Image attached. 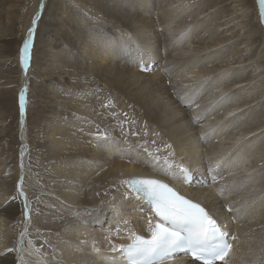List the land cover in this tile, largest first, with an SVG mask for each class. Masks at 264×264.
Returning <instances> with one entry per match:
<instances>
[{"label": "bare ground", "instance_id": "1", "mask_svg": "<svg viewBox=\"0 0 264 264\" xmlns=\"http://www.w3.org/2000/svg\"><path fill=\"white\" fill-rule=\"evenodd\" d=\"M7 1L0 7V64L16 67L12 59L20 64L16 68L20 95L29 80L30 53L33 56L39 14L47 0H30L24 12L15 7L19 0ZM250 3L254 6L255 1ZM123 4L138 15L128 22H116L115 17L94 34L100 44H89L104 69L94 75L100 86L79 95L57 88L55 104L45 101L53 115L60 109H75L81 127L78 134L66 137L61 134L67 121H53L55 131L48 130L50 154L35 160L40 172L42 162L49 168L36 176L43 185L32 186L23 166L29 120L19 119L18 148L10 169H2L5 159L0 151V264H124L112 246L122 245L131 232L148 229L153 215L141 199L125 195L132 191L123 183L125 178L142 173L178 183L183 194L219 219L232 245L227 264H264V25L259 22L260 29H254L249 23L245 0H124ZM209 8L213 11L204 17ZM235 11L238 19L226 25L229 20L221 18ZM51 26L47 37L59 28ZM30 28L32 46L24 76L21 48ZM41 95L52 98L48 90ZM59 96L67 106L57 102ZM98 99L101 111L93 113ZM3 103L7 114L15 111L18 117L17 94L14 105L9 98H1ZM126 103L130 108L125 109ZM151 111L155 117L144 119ZM104 134L107 142L97 139ZM165 158L168 166L163 164ZM182 168L194 176L189 185L180 180ZM31 222L37 232L31 230L27 238L23 233ZM165 264L201 262L177 253Z\"/></svg>", "mask_w": 264, "mask_h": 264}, {"label": "rangeland", "instance_id": "2", "mask_svg": "<svg viewBox=\"0 0 264 264\" xmlns=\"http://www.w3.org/2000/svg\"><path fill=\"white\" fill-rule=\"evenodd\" d=\"M29 1L30 0H19L17 4L14 2L13 4H16L15 7L18 8L21 12H24V10H26V6L28 5ZM201 1H204V0H192V2L194 3H199ZM245 1L249 5V13H248L249 23L255 25V27H253L254 29L256 27L257 29L258 28L260 29L259 22L262 25H264V20L261 18V5L259 3V0H257L258 4L256 3V0H253L255 1L254 6L251 5L250 0H245ZM4 2L7 3L8 1L0 0V7L4 5L3 4ZM123 2L124 0H47V4L43 11V14H42V9L39 14L40 18H39V25L37 28V37L33 43V45H35L36 47V48H33V50L35 49L33 56L30 53L31 58L29 60V65L32 68V70L30 68V71L28 74L29 80L27 84L25 83V90H24L25 91L24 93L25 106L27 105L28 109L25 108L24 106L23 116L21 114V111L17 110L18 117H15V115L17 116V112L13 111L12 113L7 114L5 111L6 109L3 107L4 103L0 104V108H3L0 110V113L3 110L1 114L3 116L6 115L4 117L5 119H2L3 117L0 114V117H1L0 120L1 121L5 120L4 122L3 121L0 122V151L1 152L4 151L3 157L5 159V160L3 159L4 161L2 160L3 162L1 161L3 164L1 166L2 169L3 168L7 169V167L10 169L11 163H13L12 159L16 156V150L18 148V143L16 144V142L18 141H16V139H17L18 130H20L19 129L20 128L19 119H21L20 122L23 121V119H25V122L29 120L28 122H26L27 123L26 124V132H27L26 134L29 139V142H28L29 146H28L27 152H25L27 155H24L25 160L23 163H26V164H23V166L26 169L25 171H27L28 173L27 181L29 183L31 182L32 186L38 185V184L43 185V179L36 178V176L41 177L45 173L49 172V168L48 166H45L44 164L46 161L44 163L42 162L41 163L42 168L40 172L38 164L35 163V160L39 158L38 156H40V158H43V153L47 154L51 151L50 150L51 142L49 140V132L55 131L53 127L56 124H54L55 122L53 121L59 120L61 121V123L63 120L67 121V124L65 123L67 127L65 128V133L61 134V135H66V137H71L73 135L78 134L80 130L79 128L81 127L80 121L76 122L78 118L76 117L74 113V111H76L75 109H73L71 112L66 111L64 109H60L59 111L56 112V114L53 115L54 109L50 111L49 106L45 103V101H50L51 103L55 104L54 96H55V90H57V88L62 90L64 93H66L65 92L66 90L72 94L79 95L77 93L80 92L81 90H84V89L90 90L91 88L100 86L101 82L97 81V78L94 75L102 74L104 69L98 65L99 64L98 53L91 52V48L89 47V44L97 45V46L100 44L101 41L97 40L94 37V34L96 33L97 30L100 31L104 28H107L109 24H111L112 22H115L113 20L115 17L117 19L116 22H120L122 20L125 22H128V21L133 20L135 16L138 15L136 13H131L127 11L126 9H124ZM232 4H237V3L234 2ZM211 9L212 8H209L207 11H205L203 13V16L206 13H209L208 11H213ZM258 11H259L260 17L258 15ZM237 13L238 12L235 11L231 15L229 14L227 16L222 17L221 20L228 19L229 22L226 25H229L233 21L238 19V16H235V14ZM201 16L202 15H200V17ZM231 19L233 20L231 21ZM1 20L2 19H0V21ZM51 24L52 25L59 24V28L58 26H56V30L54 31V33L50 32L52 35L50 34L47 37L48 35L47 32L51 28L54 27V26H51ZM16 27H18V24ZM123 27H127V25H124ZM128 29H130V27ZM262 29L264 31V26H262ZM116 30H117V27L111 28V31H116ZM17 31H18V28L16 32L14 33L15 35ZM259 33L260 31L254 34L255 39H257L256 44L260 43L258 41ZM50 39H53L51 40L50 46L45 48L44 44L48 43L47 41ZM106 39H109V37H107ZM111 40H113V38H111ZM221 50H224L222 44H221ZM11 57L12 56H8L7 62L9 61L11 62V60L9 59ZM218 59L219 58H217V62H218V65H220L221 62H219ZM224 59H221V60H224ZM12 61L14 65H16V67L12 66L10 68H6L4 61H1L2 64H0V100L1 98H9V100L11 101V104L14 105L15 97L17 94V105H18V103L20 102V95H19V90H17V87H18L20 80H19V76H16V75H18V72H19L17 70L19 63L17 64L15 59H12ZM29 65H27V69H25L24 67L23 70L21 66V73L24 76L27 75ZM139 65H138V68H139ZM222 69L223 68H221V70ZM93 80H96V81H93ZM61 85L67 88L63 87L64 90L61 89L62 88ZM28 89L30 91H28ZM46 90H48L49 93L52 95L51 99H45L41 95V93ZM170 94H173L172 89L170 90ZM28 96L29 97L31 96L30 100ZM103 97L106 99L108 95L104 94ZM56 99H57V102L60 103L62 106H67V103L63 101L62 97L59 96ZM99 100L100 99H98L97 101L93 103L94 106L91 108L92 109L91 111L93 113L95 112L97 113L101 111V109L98 108V105L101 102ZM26 102L28 103L26 104ZM191 104L192 102L189 103V105ZM13 108L15 107L13 106ZM127 108H130L129 103L125 104V109ZM26 109L29 110L30 113H27L28 111ZM116 110L119 113L123 112L122 111L123 109L120 108L119 106H117ZM28 115L30 116V118ZM69 115L70 116L72 115V116L70 117ZM51 116L53 118H51ZM55 117L56 119H54ZM64 117H66L67 119ZM68 117H70L69 120H68ZM147 117H155L154 111L153 112L151 111V113L148 116H145L144 119ZM61 118H64V119H61ZM87 119H82L81 122ZM141 119L142 118L137 119V120H141ZM133 120H136V119H133ZM16 122H18V124ZM70 122L72 123L73 128L70 126ZM52 124H54V126ZM130 125L136 126V123H132ZM57 135L59 134H56V136ZM23 177H24V174H21L20 176L21 181H19L20 180L19 178L18 184H17L18 187L23 182ZM33 180H39V182H34ZM9 187L10 188L13 187L12 190H9L10 192L14 191L13 190L14 185L12 183L9 185ZM11 225L13 224L10 223L9 225L10 228L12 227ZM29 225L30 223L27 225L23 233V234H27V238H31L30 231L33 230L32 222H31L30 228H29ZM11 231H13L12 228H11ZM33 231L35 232L36 228H34Z\"/></svg>", "mask_w": 264, "mask_h": 264}, {"label": "snow or ice", "instance_id": "3", "mask_svg": "<svg viewBox=\"0 0 264 264\" xmlns=\"http://www.w3.org/2000/svg\"><path fill=\"white\" fill-rule=\"evenodd\" d=\"M261 5V18L264 19V0H259ZM35 25V18L32 21ZM21 48V63L27 69L31 48L32 32ZM141 67L147 70L146 64L141 62ZM25 106L24 91L20 94V109L23 116ZM102 142H107V134L97 137ZM151 155V153H149ZM171 155V153H169ZM158 161L159 157H155ZM219 161L216 166L219 167ZM163 164L169 165L167 158ZM212 171V169H209ZM216 177L213 176V180ZM187 182V178H186ZM132 190L125 195H135L150 205L152 216L148 221L149 235L144 236L131 232L130 243L126 245H113L112 252H121L128 264H165L173 259L177 253L190 255L194 261L201 264H216L225 261L232 249L228 234L224 226L218 223L209 211L201 204L180 195L173 187L163 180L154 178H129L124 181ZM221 194H223L221 190ZM21 195H25L21 192ZM231 211V208H229ZM109 243L111 241L109 240ZM94 250L99 253L100 249Z\"/></svg>", "mask_w": 264, "mask_h": 264}]
</instances>
